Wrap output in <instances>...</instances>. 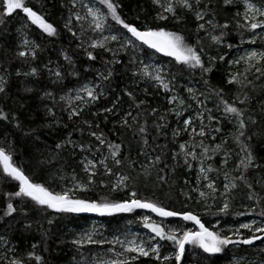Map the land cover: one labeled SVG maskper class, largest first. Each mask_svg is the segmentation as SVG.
<instances>
[{
	"label": "snow or ice",
	"instance_id": "1",
	"mask_svg": "<svg viewBox=\"0 0 264 264\" xmlns=\"http://www.w3.org/2000/svg\"><path fill=\"white\" fill-rule=\"evenodd\" d=\"M38 3L34 9L26 0H0V37L7 17L23 14L15 44H0V122L9 126L0 133V225L14 234L16 224L31 232L35 222L41 238L21 253L0 233V264H48L37 248L49 251L52 226L64 217L137 210L144 211L108 235L93 226L54 242L71 246V264H184L186 255L202 264L228 252L230 264H264V247L256 257L242 247L264 245V156L252 146L264 136V47H243L264 45V0H149L151 23L140 12L129 20L123 0H60L62 26L50 22L44 0ZM229 9L231 18H221ZM169 22L183 30L168 29ZM64 33L68 47L37 63L42 41ZM233 35L238 44L227 39ZM33 96L40 103L26 123L19 113ZM43 129L58 134L51 145ZM14 133L33 142L35 161L25 164ZM180 168L194 180L179 184ZM97 187L123 196L81 195ZM149 188L152 195H143ZM240 190L249 203L234 212ZM158 192L169 201L183 197V207L165 204ZM189 201L205 214L215 207L216 216L260 219L209 227ZM133 224L147 234L132 231Z\"/></svg>",
	"mask_w": 264,
	"mask_h": 264
},
{
	"label": "trees",
	"instance_id": "2",
	"mask_svg": "<svg viewBox=\"0 0 264 264\" xmlns=\"http://www.w3.org/2000/svg\"><path fill=\"white\" fill-rule=\"evenodd\" d=\"M26 2L32 6L34 9L39 8L40 4L38 3V0H26ZM60 0H44V7L47 9L48 13V19L50 22L56 24L57 26H62V19L61 17L64 15H67L66 9H62L59 6ZM124 8L123 11L127 15L129 20H134L135 15L140 12L142 16L147 15L148 16V22L151 23V15L154 14L152 13V7L149 4V0H123ZM141 7L147 9V12H141ZM234 10L229 9L227 12H224L221 14V18H223L224 15H227L229 18H231L232 13ZM23 14L22 13H14L13 16L7 17V24H6V29L7 31L5 32V35L3 37H0V44H4L5 46L9 45H14L16 40H17V32L16 29L20 26L22 23V18ZM167 28L172 29V30H183V26H177L171 22L167 23ZM33 33L32 35L34 37L37 36L39 33V29H35V26H33ZM188 30L191 32L195 31L194 28V23L189 18L188 21ZM194 41V36L192 37ZM230 41H233L235 43H239V41L236 39L235 35L230 36L227 38ZM43 46H44V51L40 53V60L37 61V63H40L41 61H46L48 57H51L52 59L56 58L57 55V50L60 47H68L69 45V37L67 33L62 34L59 38H56L54 42L49 43L47 40L42 41ZM245 49L249 47H254L258 48L257 45H244L243 46ZM236 54V52L233 53V55ZM161 60H164L163 57H160ZM223 67H219V70L215 71L212 80L213 83H215L217 80L220 79V77L223 75ZM188 81L187 79H182L180 81L181 84H186ZM67 83L71 84L72 81H67ZM194 83V81H193ZM17 85L15 83V78L13 80V92L15 91ZM39 100L35 98V96L31 97L30 99L27 100L26 103V109L20 111V116L22 119H25V122L27 123L26 117L28 114L37 107L39 104ZM5 108L8 107V105H4ZM37 117V123L40 122V120L43 118V112L42 110L39 112L35 113ZM172 127H175V122L173 121L171 124ZM110 127V126H109ZM231 126L230 125H225V131H227ZM9 130V126L4 124L3 122H0V133H3L5 131ZM42 139L49 145L54 143L57 139L58 134L52 130L49 129H43L42 130ZM15 140L17 142V151L24 157V162L27 165V161L29 157L35 161V159L38 157V153L36 152L33 142L30 139L27 138H22L19 133H14ZM113 139H117L116 137H112ZM169 138H170V133H169ZM185 136H182L180 139L183 140L185 139ZM165 142L164 137H160L158 140V143L163 144ZM171 147V145H169ZM253 150L254 153L257 154L258 156H264V136L254 138L252 142ZM233 147H235L233 145ZM135 155V153H133ZM221 158L218 156L216 157V160L219 161ZM217 167H219V163L216 164ZM232 164L231 162L229 163L228 167L231 168ZM79 170V169H78ZM26 171L31 172V168L26 167ZM81 175H83L81 173ZM215 176V174H212ZM187 176L190 180H194V174H188L187 172L184 171L183 168H180L177 170V177H178V182L179 184L182 185L183 178ZM37 179H40L41 177H36ZM222 180V177H221ZM221 181L218 180L217 183L219 184ZM5 188L11 190L12 185H5ZM142 194L146 196H151L152 195V190L149 189H142ZM81 195L88 197V198H93V199H98L99 196L101 195H110L111 198H119L123 196V193H108L107 189H101V188H94L93 191L87 192V193H81ZM158 196L163 200L165 204H171L172 206L176 207L177 209H180L183 207V197H180L179 200L175 199V194L174 198L172 201H169L162 193H157ZM195 196V194H193ZM155 198V197H153ZM241 201H243L244 204L249 203L246 198L244 197V192L243 190L238 191V194L236 196V199L234 201V209L233 211H244V209L240 206ZM218 203V202H217ZM188 207L191 208L193 211L199 213L201 215V218L203 221L206 222V226L211 227L212 224L218 223L221 228H226L230 226H235L238 225L240 222H248L252 220H259V217H256L254 215H244V216H216L213 213L215 212V207L211 209L207 214H205V209L202 207V205L196 204L194 201H189L188 202ZM142 210H137L136 214H133L132 216L128 214H117L112 217H96V216H84V215H75V216H68L64 217L63 219L57 220L56 224L52 226V230L54 232V236L52 240L49 241V251L44 252L43 247L41 246L40 248H37V252L41 253L44 255L46 260L48 261V264H71V258H72V250L70 245H60L59 247L57 246L58 242L56 241L57 237L60 238H69L71 232L75 228L84 227L90 222L91 220H98L99 222H102L103 227L102 230L105 235H108L112 232H115L118 228L121 229L120 225L123 224L124 222H128L129 219H133L135 215L142 214ZM149 214V213H148ZM151 215V214H149ZM31 216L33 217L34 221H40L43 222V217L39 216L36 213H32ZM155 219L159 220L160 218L155 217ZM174 220V219H172ZM133 229L137 230L138 232H144L147 233L146 229H143L142 227H138L137 224H133ZM188 226H192L190 223ZM36 223H33V230L31 232H27L23 230L22 224H16L15 225V232L14 234L12 232H6V225H0V233H5L7 235H10L13 239L14 244L16 247L19 249L21 253L27 252L31 250V245L32 243H39L40 242V235L36 231ZM48 225L45 223V228H47ZM245 234L244 230H241ZM246 250V254L249 256L256 257L258 249L260 247H264L260 241H257L255 244V247L253 246H242ZM238 251V250H234ZM232 256L231 252L225 253L218 255L217 257L213 258L209 262H202V264H230V257ZM34 264V262H33ZM184 264H192V260L190 256L186 255Z\"/></svg>",
	"mask_w": 264,
	"mask_h": 264
},
{
	"label": "rangeland",
	"instance_id": "3",
	"mask_svg": "<svg viewBox=\"0 0 264 264\" xmlns=\"http://www.w3.org/2000/svg\"><path fill=\"white\" fill-rule=\"evenodd\" d=\"M26 19V18H25ZM20 26H21V24H20ZM19 26V27H20ZM259 47H264V45H262V44H258V48ZM252 48H254V47H252ZM235 55V54H234ZM164 59V61H166L168 58H163ZM248 222H251V221H248ZM127 225V222H124L123 224H121L120 225V227H121V229H123L125 226ZM93 226H96L98 229H100V230H102V227H103V224H102V222H99L98 220H91L90 222H88V224L85 226L84 225V227H79V228H75L72 232H71V234L72 233H76V232H79V231H82V230H86V229H90L91 227H93ZM188 226V225H187ZM188 227H193V226H188ZM131 228H132V231H134V232H138L137 230H135V229H133V226H131ZM245 232H247L246 230H244ZM138 233H140L141 235H145V234H147V233H144V232H138ZM70 234V235H71ZM264 246V245H263Z\"/></svg>",
	"mask_w": 264,
	"mask_h": 264
},
{
	"label": "water",
	"instance_id": "4",
	"mask_svg": "<svg viewBox=\"0 0 264 264\" xmlns=\"http://www.w3.org/2000/svg\"><path fill=\"white\" fill-rule=\"evenodd\" d=\"M142 211H144V210H142ZM149 214H151V213H149ZM80 215H84V216H91V217H93V216H96V217H101V216H97V215H95V214H89V213H84V214H80ZM151 215H153V214H151ZM170 219H176V218H170Z\"/></svg>",
	"mask_w": 264,
	"mask_h": 264
}]
</instances>
